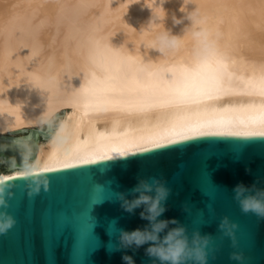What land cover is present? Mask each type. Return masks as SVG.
<instances>
[{
	"label": "bare ground",
	"instance_id": "bare-ground-1",
	"mask_svg": "<svg viewBox=\"0 0 264 264\" xmlns=\"http://www.w3.org/2000/svg\"><path fill=\"white\" fill-rule=\"evenodd\" d=\"M135 2L0 0V134L65 109L27 169L0 181L200 133H264V0H188L186 12L168 0L150 29ZM165 30L181 41L162 55L152 41Z\"/></svg>",
	"mask_w": 264,
	"mask_h": 264
},
{
	"label": "water",
	"instance_id": "water-1",
	"mask_svg": "<svg viewBox=\"0 0 264 264\" xmlns=\"http://www.w3.org/2000/svg\"><path fill=\"white\" fill-rule=\"evenodd\" d=\"M64 110L39 127L0 134V172L27 169ZM161 145L126 153V160L105 157L0 181L12 193L5 211L16 221L0 235V264H124L125 255L134 264H153L148 245L119 247V230L143 229L148 222L140 219L142 208L129 214L115 196L148 177L171 189L159 219L179 221L189 236L199 231L211 237L208 264H264V219L242 213L232 192L239 183L264 188V135L208 133ZM34 179H47L49 190L29 197ZM224 217L237 225L235 247L219 230ZM234 252L244 259H230Z\"/></svg>",
	"mask_w": 264,
	"mask_h": 264
},
{
	"label": "clouds",
	"instance_id": "clouds-1",
	"mask_svg": "<svg viewBox=\"0 0 264 264\" xmlns=\"http://www.w3.org/2000/svg\"><path fill=\"white\" fill-rule=\"evenodd\" d=\"M138 2L135 3H139ZM168 0H144V5L152 12V18L145 29L158 24L160 18L154 16L153 8L159 9L165 13L163 5ZM134 4V3H132ZM131 5V4H130ZM184 7L187 8L188 0H183ZM166 15V14H165ZM186 19L194 25L198 23L196 10L186 15ZM165 19V17H164ZM175 24L183 21L173 17ZM188 30V29H186ZM192 37L197 44L203 43L205 33L199 30L192 31ZM181 38L173 36L169 31L157 33L152 41V49L158 50L162 55L175 52L180 47ZM2 100V99H0ZM207 135L208 133H200ZM220 135L232 134L221 132ZM130 154L121 153L117 159H127ZM33 184L35 186H33ZM41 188L45 192L49 190V181L47 179H34L32 184L28 185V196L38 195ZM233 199L238 203L240 210L244 214H253L259 219H264V188H258L256 183L246 186L243 183L237 184L233 189ZM171 195V189L166 186V182L156 177L138 178L136 185L126 193L116 192V200L120 202L121 208L129 214L134 213L136 209L142 208L140 219L148 223L143 228H137L131 232L119 230V247L136 249L148 245L145 254L156 264H208L209 245L211 237L201 235L199 231H194L191 236L187 229L179 221L159 219L166 211L165 203ZM12 193L6 186L0 184V235L7 234L16 224L12 215L5 211L8 207V200ZM128 197H131L129 199ZM175 225V227H170ZM219 230L233 241V247L236 246L234 231L237 225L231 223L227 217H224L219 224ZM119 250V249H117ZM230 259L242 261V253H232ZM124 264H134L131 256H123Z\"/></svg>",
	"mask_w": 264,
	"mask_h": 264
},
{
	"label": "snow or ice",
	"instance_id": "snow-or-ice-1",
	"mask_svg": "<svg viewBox=\"0 0 264 264\" xmlns=\"http://www.w3.org/2000/svg\"><path fill=\"white\" fill-rule=\"evenodd\" d=\"M231 135V134H230ZM261 135H264V133H261ZM185 139H187V137H184ZM174 141H169V143H173ZM163 145L161 144H157L156 147L159 148V147H162Z\"/></svg>",
	"mask_w": 264,
	"mask_h": 264
}]
</instances>
